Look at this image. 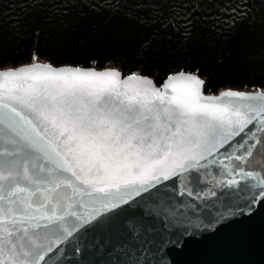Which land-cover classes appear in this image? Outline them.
<instances>
[{
    "label": "snow or ice",
    "instance_id": "1",
    "mask_svg": "<svg viewBox=\"0 0 264 264\" xmlns=\"http://www.w3.org/2000/svg\"><path fill=\"white\" fill-rule=\"evenodd\" d=\"M31 59L0 65V264H165L168 245L264 204V89L212 93L194 64L157 86Z\"/></svg>",
    "mask_w": 264,
    "mask_h": 264
},
{
    "label": "trees",
    "instance_id": "2",
    "mask_svg": "<svg viewBox=\"0 0 264 264\" xmlns=\"http://www.w3.org/2000/svg\"><path fill=\"white\" fill-rule=\"evenodd\" d=\"M33 52L56 65L96 59L158 83L170 68L194 64L211 92L264 89V2L0 0V65L31 62Z\"/></svg>",
    "mask_w": 264,
    "mask_h": 264
},
{
    "label": "water",
    "instance_id": "3",
    "mask_svg": "<svg viewBox=\"0 0 264 264\" xmlns=\"http://www.w3.org/2000/svg\"><path fill=\"white\" fill-rule=\"evenodd\" d=\"M52 64L57 67L73 65ZM162 83L157 81V86ZM229 88L257 90L224 89ZM164 255L165 264H264V204H258L252 211L245 209L243 213L230 215L210 228L185 235L180 243L168 245ZM109 259L105 250L89 253L87 257L69 251L62 258V264H106Z\"/></svg>",
    "mask_w": 264,
    "mask_h": 264
},
{
    "label": "bare ground",
    "instance_id": "4",
    "mask_svg": "<svg viewBox=\"0 0 264 264\" xmlns=\"http://www.w3.org/2000/svg\"><path fill=\"white\" fill-rule=\"evenodd\" d=\"M227 88V87H226Z\"/></svg>",
    "mask_w": 264,
    "mask_h": 264
}]
</instances>
